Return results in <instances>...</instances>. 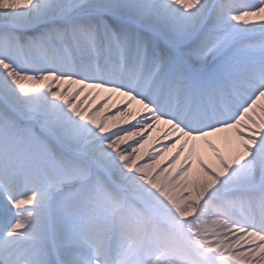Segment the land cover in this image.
<instances>
[{
  "label": "snow or ice",
  "instance_id": "snow-or-ice-1",
  "mask_svg": "<svg viewBox=\"0 0 264 264\" xmlns=\"http://www.w3.org/2000/svg\"><path fill=\"white\" fill-rule=\"evenodd\" d=\"M0 264H264V0H0Z\"/></svg>",
  "mask_w": 264,
  "mask_h": 264
}]
</instances>
